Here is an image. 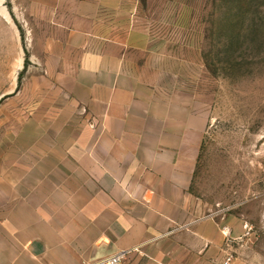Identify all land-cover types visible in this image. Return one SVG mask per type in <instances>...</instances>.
I'll list each match as a JSON object with an SVG mask.
<instances>
[{"label":"crops","instance_id":"obj_1","mask_svg":"<svg viewBox=\"0 0 264 264\" xmlns=\"http://www.w3.org/2000/svg\"><path fill=\"white\" fill-rule=\"evenodd\" d=\"M127 8L124 22L123 7L106 0L36 6L44 50L35 63L80 106L83 131L70 178L51 181L56 196L9 203L14 220L0 264H87L119 252L121 264H186L187 253L202 264L223 247L218 224L197 219L189 204L201 123L188 115L185 90L159 79L170 64L156 63L152 39ZM29 183L37 189L41 180Z\"/></svg>","mask_w":264,"mask_h":264},{"label":"rangeland","instance_id":"obj_2","mask_svg":"<svg viewBox=\"0 0 264 264\" xmlns=\"http://www.w3.org/2000/svg\"><path fill=\"white\" fill-rule=\"evenodd\" d=\"M41 1L0 0V263L7 220H14L9 203L20 195L56 196L51 181L70 178L74 136L83 131L80 106L67 88H51L35 63L44 50L34 20ZM240 2L106 0L123 7L124 22L133 8L156 63L170 64L171 75L159 79L185 90L188 115L201 123L189 204L224 236L223 247L202 264H264V0L249 8ZM31 165L43 172H27ZM34 176L37 189L29 183ZM190 255L185 263L199 264Z\"/></svg>","mask_w":264,"mask_h":264},{"label":"built area","instance_id":"obj_3","mask_svg":"<svg viewBox=\"0 0 264 264\" xmlns=\"http://www.w3.org/2000/svg\"><path fill=\"white\" fill-rule=\"evenodd\" d=\"M126 252H119L111 256L102 258L96 262H90L87 264H121L125 258Z\"/></svg>","mask_w":264,"mask_h":264},{"label":"trees","instance_id":"obj_4","mask_svg":"<svg viewBox=\"0 0 264 264\" xmlns=\"http://www.w3.org/2000/svg\"><path fill=\"white\" fill-rule=\"evenodd\" d=\"M241 2V6H246V8H249V7H251L252 5L251 4H253V2H254V0H240ZM261 7H263V9H264V3L263 4H261ZM20 32H21V37H22V40L24 39V34H23V32H22V30H20ZM25 53H26V59H25V67H24V69L27 67V65L29 64V59H28V52H27V50H25Z\"/></svg>","mask_w":264,"mask_h":264}]
</instances>
